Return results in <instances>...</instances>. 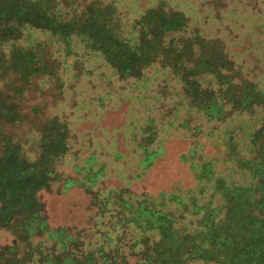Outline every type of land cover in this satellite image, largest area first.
Wrapping results in <instances>:
<instances>
[{
    "label": "trees",
    "instance_id": "1",
    "mask_svg": "<svg viewBox=\"0 0 264 264\" xmlns=\"http://www.w3.org/2000/svg\"><path fill=\"white\" fill-rule=\"evenodd\" d=\"M186 2L182 7L154 0L136 11L125 0H0V77L8 87H0V231L11 234L10 242L0 245V264H264V122L256 127L253 120L256 108H264V82L242 79L240 70L233 73L235 61L229 59L220 27L191 29L192 21H217L207 13L208 0H201L197 12ZM39 37L52 43H17ZM84 57L99 61L126 90L138 91L137 82L158 81L162 93L152 95V105L141 110L140 118L135 115L139 110L129 109L117 129L78 130L84 118L79 111L86 112L83 100H76L67 115L54 112L27 127L18 100L24 88L43 80L62 98L67 86L76 88L71 82L85 75ZM116 90L107 81L106 97L95 95L91 103L101 112L105 100L110 104L121 97ZM173 94L180 101L178 110L175 102L166 103ZM165 107H170L166 115ZM39 110L36 106L31 112ZM154 110L159 116L149 113ZM179 110H195L208 122L222 124L223 135L190 127L178 120ZM242 115L248 116L246 123L227 127ZM164 128H184L182 133L193 138L181 160L188 161L196 185L187 190L174 185L155 195L136 192L130 180L142 177L163 154ZM115 129L127 132L139 171L123 178L122 185L104 188L99 185L104 178H121L116 165L111 168L101 155V134ZM199 135L213 136L223 147L232 163L225 168L227 176L214 158L203 155ZM83 137L95 147L83 159L91 163L69 162L73 144H81L75 151L86 150ZM106 153L121 163L123 156L115 149ZM65 163L76 176L65 178L59 170ZM234 171L247 173L248 181L234 182ZM67 180L90 198L86 219L82 225L72 221L51 227L38 193L54 187L65 193Z\"/></svg>",
    "mask_w": 264,
    "mask_h": 264
},
{
    "label": "rangeland",
    "instance_id": "2",
    "mask_svg": "<svg viewBox=\"0 0 264 264\" xmlns=\"http://www.w3.org/2000/svg\"><path fill=\"white\" fill-rule=\"evenodd\" d=\"M172 3H180L182 7L187 3V0H171ZM189 1V10L198 9V6L201 5V0H188ZM154 0H125L127 5L134 7L136 11H141L146 9ZM209 11L207 13L215 17L216 22L210 21V17L207 19L205 17L204 21L199 24L196 21H192L191 29H199L204 32H207V27L210 30L216 29L215 26H218L222 29L220 34L221 38L224 40V44L228 49L229 59L235 61L234 66L236 68L233 73H238V76L245 80H261L264 82V0H208ZM195 12V13H196ZM123 15L129 14L122 10ZM194 13V14H195ZM128 17V15H126ZM209 16V15H208ZM196 17L200 19L197 14ZM214 31V30H213ZM215 33H217L215 31ZM46 37H39L37 41H18L20 45H27L31 43L34 44L43 42L50 44L52 41H43ZM42 40V41H39ZM55 42V41H53ZM55 45V44H54ZM53 45V46H54ZM53 46L47 47L48 49L53 50ZM50 50V54L52 51ZM62 55V53H61ZM52 57L54 55L51 54ZM83 59V58H81ZM82 63L83 74L81 79L78 81H72L77 85L76 88L72 86H67L65 96L61 98L59 95V90L45 85L43 80H35V83L31 87L24 88L21 93V98L16 100L22 101V109L26 113L27 120H25L27 127H31L33 124H37L47 116H51L52 113H64L69 114V110L74 106L76 107V100H83L82 109L85 111H79V114L83 115L81 120L80 128L83 129H92L98 126L102 128H109L114 126L121 127L126 122V119L130 110H139L137 118L142 116V111L145 107L152 105V100L150 99L154 93L160 90V85L158 81H142L137 82L135 85L139 88L138 91L126 90L121 87L122 82L117 81L112 73L109 72L105 66H99L101 63L99 61H90L86 60ZM83 59V60H84ZM93 59V58H91ZM72 59H68L67 62H70ZM146 74L151 76V71L147 70ZM2 77V76H1ZM0 77V87L1 90H7L8 87H4L5 81ZM85 77V78H83ZM159 78L160 76H155ZM91 80V81H90ZM111 80L114 88H117L121 94V97L117 99L113 98L109 103L105 100V105L107 106L101 112L97 105H93L91 100L96 95L97 97H106V87L107 81ZM131 81V80H129ZM94 82V84H92ZM259 82V83H260ZM130 84V82H129ZM260 88L264 89V83H260ZM80 86V88H79ZM75 89V90H74ZM74 90V91H73ZM61 91V90H60ZM79 91V92H78ZM155 93V94H156ZM157 93V94H158ZM162 93V91L160 92ZM55 95V98H54ZM173 100H166V103H169V106L175 102V110L180 109V101L174 94ZM106 99V98H105ZM91 103V104H90ZM90 106H89V105ZM38 107L39 113L31 112L33 107ZM172 106V105H171ZM170 108V107H169ZM169 108L165 107L164 115L168 114ZM182 108V107H181ZM153 110V109H152ZM96 111L98 115L96 116ZM152 115L159 116L158 110L149 112ZM164 115H162L164 117ZM178 120H185L188 122L190 127L200 126L205 135L211 130H213L215 137H221L223 135L222 124H217L216 122H208L206 118L199 112H194L192 114L186 113L184 110H179ZM161 117V120H165ZM253 120L257 121L256 127H259V124L264 122V108L258 107L255 111V116ZM248 121V116H240L232 121L231 124H228L227 127L230 129L233 126H237L241 123H246ZM112 129V128H110ZM117 129V128H116ZM109 130V132H103L101 134V155L102 162L109 163V166L115 167L116 165L120 173L121 178L111 177L107 179L104 178V182H100L101 187H112L116 185H122V179L127 178L136 172L139 171L138 163L139 158L136 151L131 150L132 143L129 144L127 138V132L124 130ZM169 129V128H168ZM165 129L164 132L166 135L162 137L160 144L163 146V154L158 157L148 170L140 177L139 179H131L130 187L136 192H140L142 189L150 192L155 195L159 190L169 189L174 185H180L181 189L187 190L194 188L196 185V179L194 173L190 170L188 161L181 160L182 156L185 155L190 148L191 139L189 132L186 129ZM243 132L246 133V130ZM98 131L95 132L97 135ZM182 133V134H181ZM242 134V133H241ZM172 135V137L170 136ZM85 140H82L84 143L85 151L79 152L75 151L78 145L73 144L71 147V152L67 155L69 162L73 159V162H84L91 163L90 159H83L87 157V154L93 150L94 145L92 142L83 137ZM198 141L203 145L202 153L206 157L214 158L216 161V167L218 169L222 168V174L228 175V172L225 171V168L230 167L232 164L231 161L225 159L226 155L222 154L223 147L218 145L217 139L213 136H198ZM242 142L246 143V136L242 139ZM156 146V145H155ZM110 147L115 149L118 153L122 154L123 158L120 162L110 157L106 153V150H109ZM154 147V146H153ZM137 157V159H136ZM117 163V164H114ZM73 167V166H72ZM69 166L67 163L61 164L59 170L62 171L65 175V178L74 177L77 175L74 171L75 169ZM74 171H73V170ZM110 174V173H109ZM117 175V174H116ZM111 176V175H110ZM78 177V176H77ZM230 178L237 183H244L248 181L249 175L247 173H238L233 172L230 175ZM74 183L70 180H67L64 184L66 191L65 193H56L55 187L48 191H41L38 193L41 201L45 203L46 213L48 214V224L51 227L65 226L70 224L73 221L76 225H82L86 219L90 198L85 194L81 188L74 186ZM69 203V204H67ZM11 234L6 231H0V245L10 242ZM186 264H214L211 262H204L201 260H195L187 262Z\"/></svg>",
    "mask_w": 264,
    "mask_h": 264
}]
</instances>
